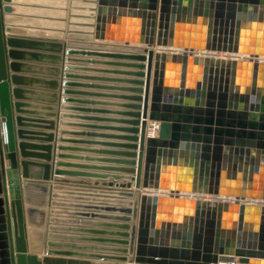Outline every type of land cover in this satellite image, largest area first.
<instances>
[{"label":"water","instance_id":"water-1","mask_svg":"<svg viewBox=\"0 0 264 264\" xmlns=\"http://www.w3.org/2000/svg\"><path fill=\"white\" fill-rule=\"evenodd\" d=\"M10 1L0 0V264H76L73 259L52 256L125 264L127 255H134L129 262L137 264H264V59L259 58L264 57V0H96L94 40L141 47L114 51L54 44L67 63L125 68L96 69L127 76L112 79L65 74L124 84L95 85L123 91L109 95L123 99L112 103L123 109L81 108L122 116L87 117L123 124L100 126L121 134H99L121 140L101 141L120 149L98 151L116 156L99 158L114 165L56 161L53 169L45 153L49 145L26 142L32 137L50 140L51 135L27 129L44 122L20 115L21 91L10 88V83H20L17 60L24 54L18 48L32 42L5 35L10 27H5L3 13L12 11L7 5ZM200 51L249 55L251 59ZM81 84L73 83L89 86ZM64 92L108 96L71 89ZM147 119L155 125H147ZM152 127L157 128V135L145 137ZM31 165L43 169L40 180L45 183L63 174L99 178L102 186L129 189L134 183L136 189L146 188L139 195L137 227L129 223L137 216V207H131L133 193L117 192L125 198L119 202L128 207L119 211L126 215L112 217L113 222H98L100 229H69L93 234L78 238L98 245L72 243L74 235L51 232L43 257L27 253L26 218L30 223L37 210L24 207L35 184L30 180ZM61 165L115 173L107 181L106 173L59 169Z\"/></svg>","mask_w":264,"mask_h":264},{"label":"crops","instance_id":"crops-1","mask_svg":"<svg viewBox=\"0 0 264 264\" xmlns=\"http://www.w3.org/2000/svg\"><path fill=\"white\" fill-rule=\"evenodd\" d=\"M4 4V2H3ZM12 11L3 13L5 27H10V31H5V35H14L19 38L29 39L32 42L25 48H18L24 55L17 60L19 71L16 75L20 78V83L15 86L10 83V88L19 87L21 91L20 115L32 119H41L44 123H36L38 127H28L33 131H39L44 135H51V139L36 140L32 137L26 140L28 143L49 145L51 169L57 168L54 162L87 164L92 166L114 165L100 161L102 157H116L114 155L102 154L100 149H120L114 146H105L101 141H121L116 138H104L100 133L121 134L117 130L100 128L101 125L121 126L123 124L113 121H101L89 119L87 117H122L115 113L96 111H83L81 108L108 109L111 111L123 109L112 103H122L120 98L109 96L123 91L111 88H98L95 85L118 86L124 85L116 81L99 80L95 78L65 77L66 73L78 75H88L94 77H127L121 74L103 72L96 69H125L112 67L104 64L93 63H67L57 52L58 46L54 43H62L66 48H89L105 49L114 51H134L132 47H141L136 43H121L112 41L94 40V18L84 21V17L78 15L74 9L68 10L67 0H11ZM96 9V6H95ZM82 24H89L82 25ZM89 27V28H84ZM97 43H102L105 48L98 47ZM11 61V60H10ZM70 67H89L93 70H80L79 68L67 69ZM152 73L150 80L148 104H150ZM72 83V85H66ZM73 83L88 84L89 86H75ZM64 89L87 91L91 93H102L108 96L77 95L65 93ZM64 99L66 101H64ZM69 99V100H68ZM72 99H87L90 101H100L98 103H81ZM12 101H16L11 96ZM16 114V113H14ZM17 115V114H16ZM51 122L50 124H45ZM32 123V122H28ZM156 123V122H155ZM154 121L147 119V125H153ZM97 125V126H92ZM99 125V126H98ZM91 133L86 135L82 133ZM150 137L148 130L145 137ZM46 137V136H43ZM21 141L17 138V142ZM84 141H90L84 142ZM63 147L64 149H59ZM65 157H58V155ZM85 157H89L86 159ZM59 169L88 171L91 173H106L107 181L113 180L111 175L115 172H105L94 168H81L75 166H58ZM42 168L29 166L32 176L33 187L29 189V203L24 201V207L30 205L37 210L30 216V223L26 218L27 230V253L35 254L38 258L44 256V247L48 233L58 235H74L76 239L72 243L80 245H98L97 242L83 240L78 237H93L80 231L69 230L73 228H93L100 229L98 222H113L114 216H124L126 213L119 211L120 208L128 207L120 203L121 198L117 192H131L130 198L133 202L131 207H137V216L130 220L131 225L137 227L139 195L148 191L140 187L136 189L134 183L131 188H117L102 186V179L85 176L53 175V180L46 183L40 180ZM123 175V174H122ZM24 182V179H21ZM95 181L97 184L95 185ZM118 181H125L120 179ZM127 181V180H126ZM115 182V181H113ZM44 187V188H43ZM128 199V198H127ZM136 203V204H135ZM43 205V206H42ZM41 225V226H40ZM54 227V229H50ZM96 235V234H95ZM53 241H68V239L54 238ZM33 247H37L36 249ZM65 259H73L76 264H114L113 260L99 258L52 256ZM125 264H137L129 262L134 255H127Z\"/></svg>","mask_w":264,"mask_h":264},{"label":"rangeland","instance_id":"rangeland-1","mask_svg":"<svg viewBox=\"0 0 264 264\" xmlns=\"http://www.w3.org/2000/svg\"><path fill=\"white\" fill-rule=\"evenodd\" d=\"M95 6H96V0H67V7L70 9H74L72 11H77V13H82L78 16L84 17V21H90L94 18L95 14ZM82 25H88L89 24H82ZM89 28V27H84ZM223 55V54H222ZM221 55V56H222Z\"/></svg>","mask_w":264,"mask_h":264},{"label":"bare ground","instance_id":"bare-ground-1","mask_svg":"<svg viewBox=\"0 0 264 264\" xmlns=\"http://www.w3.org/2000/svg\"><path fill=\"white\" fill-rule=\"evenodd\" d=\"M133 49L134 48H139V47H132ZM171 50H173V48H170ZM179 51V50H178ZM199 53H206V54H210V55H213V56H220V57H225V56H236L237 59H251V56L249 55H239V54H229V53H217V52H212V51H200ZM223 54V55H222ZM222 55V56H221ZM260 59H264V57H259ZM155 123V122H154ZM205 197H208V198H213V199H222V200H230V201H233L234 199H231V198H226V197H215V196H211V195H208V196H205Z\"/></svg>","mask_w":264,"mask_h":264},{"label":"built area","instance_id":"built-area-1","mask_svg":"<svg viewBox=\"0 0 264 264\" xmlns=\"http://www.w3.org/2000/svg\"><path fill=\"white\" fill-rule=\"evenodd\" d=\"M154 125L155 124H153L152 126H154ZM148 133H149L150 136L155 137L157 135V128H154V127L149 128L148 129Z\"/></svg>","mask_w":264,"mask_h":264}]
</instances>
